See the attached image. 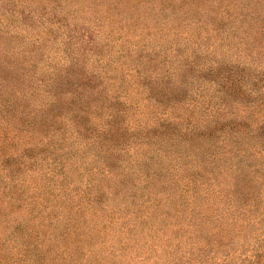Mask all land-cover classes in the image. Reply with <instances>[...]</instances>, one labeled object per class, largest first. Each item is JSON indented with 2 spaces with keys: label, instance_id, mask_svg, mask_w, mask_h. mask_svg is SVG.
Wrapping results in <instances>:
<instances>
[{
  "label": "rangeland",
  "instance_id": "obj_1",
  "mask_svg": "<svg viewBox=\"0 0 264 264\" xmlns=\"http://www.w3.org/2000/svg\"><path fill=\"white\" fill-rule=\"evenodd\" d=\"M259 189L264 0H0V264L239 263Z\"/></svg>",
  "mask_w": 264,
  "mask_h": 264
},
{
  "label": "trees",
  "instance_id": "obj_2",
  "mask_svg": "<svg viewBox=\"0 0 264 264\" xmlns=\"http://www.w3.org/2000/svg\"><path fill=\"white\" fill-rule=\"evenodd\" d=\"M146 47H147V45H146ZM145 47V45L141 48V49H143V48H146ZM128 52H130V54H131V56L134 58V53H133V48H129L128 49ZM143 52V51H142ZM142 54V56H143V53H141ZM151 55H148V57H150ZM149 59V58H148ZM152 61L150 62V67H149V70H151V71H153L154 72V70H153V68H152ZM156 69L155 70H157V67H155ZM80 73H76L75 75H73V77H71L70 79H69V82L73 85L74 84V76L78 79V80H80L81 78V76L79 75ZM89 78V77H88ZM76 82V81H75ZM77 83V82H76ZM86 105V104H85ZM77 108V107H76ZM81 109V108H80ZM204 139H206V137L204 138ZM261 140V139H260ZM195 149L196 148H191V153H190V155L193 157V159H195V160H198V158L196 157L198 154L195 152ZM205 170H207L210 174H208V172L206 173V172H202V173H200L199 174V176H202V179H204L203 181H202V184H206L205 186H204V188H202V189H204L205 190V192H206V195L207 196H210V194H212V196H213V199H214V196L216 195L217 197H219V200H221V201H224L225 199H223L222 197L224 196V197H226V198H228L229 197V199H228V203L227 204H224V203H222L221 201H220V204H224V205H231V204H233L232 203V201H231V199L232 198H234L235 196H236V194L238 193V189L237 190H230V192L228 193V195H227V193L224 191V194H223V196L222 197H220V195L218 194V190H219V187H215V180H217V178H218V175H219V173H216V170H213V171H209L210 169H207V166H205ZM197 173H199V172H197ZM124 175H123V178H121L120 180H119V182H120V186L122 187V186H127V182H129L130 180H133V179H127L126 177H127V175L129 174V171L128 172H124L123 173ZM237 175V174H236ZM200 178V177H199ZM252 178H253V176H252ZM260 182V181H259ZM218 183H220V182H218ZM237 183H238V180H237ZM90 184V183H89ZM259 185H260V183H259ZM261 186V185H260ZM128 187V186H127ZM185 187V186H184ZM187 189V188H186ZM116 192H118V189H117V191ZM258 192L259 193H257L256 194V196H255V200H256V202L255 203H253V205H255V209L256 208H259V206L261 205V204H263L264 205V194H262V193H264L263 192V190H258ZM249 193H254V192H251V191H249ZM200 194V190H199V192L197 193L196 192V195H199ZM134 196V195H133ZM244 196V195H243ZM142 197H144V194H139V195H137L136 196V199L138 200V199H141ZM193 198H195V195L193 194ZM227 200V199H226ZM254 200V201H255ZM245 201H242V203H244ZM242 203H240V204H242ZM245 204V203H244ZM135 205H136V203H135ZM135 205L133 206V208H138V209H141V207L139 206V205H137L136 207H135ZM129 208H132L130 205L127 207V211L129 210ZM248 209H249V211H251V208L249 207V208H246V207H243V209H241V212H247L248 211ZM222 210H224V207L222 208ZM225 210H226V208H225ZM229 211H230V213L231 214H234V209H232V208H230V209H228ZM228 211V212H229ZM135 211L134 210H131V213H134ZM236 212V211H235ZM224 213V212H223ZM223 213H222V217L224 216V215H227V217L225 218V220H223L225 223H229V222H233V223H236V221L238 220V218L237 219H234L235 218V216L234 215H229L227 212L223 215ZM161 217V216H160ZM261 217V216H260ZM260 217H258V218H260ZM158 219V218H157ZM247 220H248V224L246 223L245 224V228H249L250 226H251V224H252V219L251 218H246ZM263 220V223H264V219H262ZM77 222V220H70V221H68V224L70 225V226H76V223ZM123 228H127L128 229V227H123ZM134 228H135V230H138L139 229V226H137V225H135L134 224ZM142 228V227H141ZM140 228V229H141ZM257 228V227H256ZM252 229V228H251ZM129 230V229H128ZM240 231H242L241 229H240ZM240 231H238V232H240ZM260 241H262V240H260L259 238H256L255 239V241H254V244H257V243H259ZM217 255H213L211 258H210V260L209 261H204L205 263H203V261H202V259L200 260V263L201 264H264V241H263V243L262 244H260V245H258V247H256V250H255V252H254V254H252V255H247V259H241V261L239 262V263H224V262H221V260L222 259H220V258H217L216 257ZM195 258H202L201 257V255H199V253H196L195 252Z\"/></svg>",
  "mask_w": 264,
  "mask_h": 264
}]
</instances>
